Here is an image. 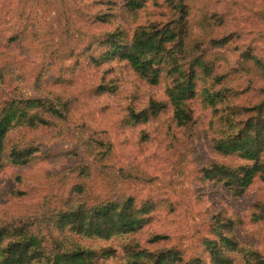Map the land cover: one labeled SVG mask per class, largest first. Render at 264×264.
<instances>
[{
  "label": "rangeland",
  "instance_id": "1",
  "mask_svg": "<svg viewBox=\"0 0 264 264\" xmlns=\"http://www.w3.org/2000/svg\"><path fill=\"white\" fill-rule=\"evenodd\" d=\"M128 1L0 0V110L13 99L27 110L8 135L0 231L38 237L41 253L27 264H51L58 240L91 250L89 264H134L139 251L168 249L215 264L208 239L231 264L264 260V181L239 194L204 172L214 162L244 164L218 146L252 118L264 120V0H146L140 9ZM150 24L182 29L179 46L168 47L182 71L196 70L185 126L173 118L169 66L153 84L118 56L104 57L109 34L130 39ZM152 100L165 108L137 119ZM260 105L263 113L253 110ZM26 149H36L26 164L13 160ZM129 198L150 209L137 229L105 239L57 226L61 211Z\"/></svg>",
  "mask_w": 264,
  "mask_h": 264
},
{
  "label": "trees",
  "instance_id": "2",
  "mask_svg": "<svg viewBox=\"0 0 264 264\" xmlns=\"http://www.w3.org/2000/svg\"><path fill=\"white\" fill-rule=\"evenodd\" d=\"M145 1L129 0L127 6L130 9H140ZM182 15L183 10L181 9V17ZM0 17H2L1 14ZM3 19L4 17L1 18ZM181 34L182 29L178 30L169 26L159 27L154 24L137 28L130 39L121 34V31L113 32L105 41L109 48L104 57L108 60L118 56L121 60L128 62L137 72L148 77L153 84H158L160 81L161 66L163 64L169 66V72L176 76L173 85L167 90L173 109V118L178 125L185 126L193 120V112L188 107V102L195 96L196 70L192 64L189 71H182L178 58L172 54L176 50L168 47L170 43L179 46ZM196 65L205 67L200 59L196 60ZM216 96H219V93L211 97L213 102ZM35 102L36 100L28 101L31 108L35 107ZM6 104L0 110V171L4 167L8 135L13 121L17 118V112H20L18 117L23 114L27 115L25 106L19 110L16 99L7 101ZM164 108V103L152 100L145 110L134 114L137 119L147 121L150 115L155 116ZM50 109L53 113L60 114L58 109L53 107ZM253 110L263 113V106L260 105ZM36 118L47 123L42 117L36 116ZM31 120H34V117ZM242 131L222 140L218 148L228 155H240L246 161L244 164L232 166L214 162L204 168L206 178L216 179L239 194L244 193L258 177L264 181V120L252 118L246 123L245 132ZM35 150L26 149L20 152L15 150L11 156L14 161L26 164L29 161L27 157L31 158ZM149 211L148 207L137 208L134 199L129 198L124 202L108 203L92 209L84 207L61 211L56 223L61 228L70 227L75 232L88 237L108 239L117 232L134 230L142 226L144 218L140 215L147 214ZM220 236L225 244L234 246L235 242L232 239L222 233ZM5 237V233L0 231V264H27L41 253L40 242L36 236L28 239L17 237L5 239ZM158 238L160 237H155V239ZM56 244L59 246L55 249L58 253L53 254L54 259L51 264H89L92 256L91 250L77 244L61 246L62 243L59 240ZM207 249L215 264L232 263L231 254L222 250L216 240L208 239ZM135 256L137 259L134 264H204L200 257L186 260L180 251L172 249L159 250L154 253L139 251ZM252 264H264V260H258Z\"/></svg>",
  "mask_w": 264,
  "mask_h": 264
}]
</instances>
